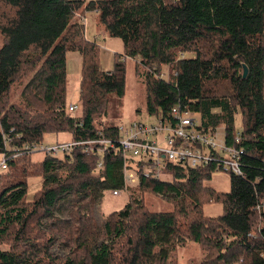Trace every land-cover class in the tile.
<instances>
[{"label":"trees","instance_id":"obj_1","mask_svg":"<svg viewBox=\"0 0 264 264\" xmlns=\"http://www.w3.org/2000/svg\"><path fill=\"white\" fill-rule=\"evenodd\" d=\"M89 11L107 37L122 41L109 71L99 68V46L84 37L80 19ZM0 38V153L2 134L28 143L64 132L114 136L116 126L102 119L110 95H124L125 58L135 60L149 117L172 107L196 112L204 126L224 124L233 144L239 112L234 145L244 150V176L229 174L228 192L204 185L211 166L175 167L167 182L141 181L170 196L171 211L151 213L131 197L100 227L91 208L103 191L123 186L119 155L105 154L100 172L97 156L77 151L36 165L30 155L9 161L0 182V244L9 250L0 249V264H176L172 252L188 241L205 250L201 264H264V208H255L264 206V0H0ZM68 53L81 56L75 116L67 111ZM163 66L174 76L161 79ZM36 175L41 189L29 202L26 178ZM211 203L221 215L203 214ZM56 244L65 256L50 253Z\"/></svg>","mask_w":264,"mask_h":264},{"label":"built area","instance_id":"obj_2","mask_svg":"<svg viewBox=\"0 0 264 264\" xmlns=\"http://www.w3.org/2000/svg\"><path fill=\"white\" fill-rule=\"evenodd\" d=\"M162 75L159 76L161 79ZM79 110L78 104H68L67 111L74 116ZM151 117V123L136 121L116 126L114 136L98 133L93 138L75 139L71 133L64 132L66 139L49 144L43 141L28 143L20 141V136L14 139L10 134H2L0 170L6 171L9 161L22 155L41 153L63 160L77 151L97 156L94 169L100 172L105 154L119 155L123 186L110 190L112 196L126 195L129 187L138 186L141 181L165 182L164 178H171L175 167L196 169L211 166L213 173H227L237 178L244 176L241 165L244 150L235 146L240 141V129H235L232 144L225 132H219L223 124L204 126L199 113L172 107L165 116H148ZM261 207L255 206L258 211Z\"/></svg>","mask_w":264,"mask_h":264},{"label":"rangeland","instance_id":"obj_3","mask_svg":"<svg viewBox=\"0 0 264 264\" xmlns=\"http://www.w3.org/2000/svg\"><path fill=\"white\" fill-rule=\"evenodd\" d=\"M74 1V0H73ZM89 2L90 0H85ZM80 18L76 17L75 20ZM80 23L84 25V37L89 41H95L99 46V68L103 71L105 69H112V63L114 55L122 53L123 44L120 39L109 38L103 33L102 27L98 22V16L89 11L84 14V19L80 20ZM0 38V46H1ZM181 58H190L193 57V53H182L178 54ZM135 61V60H134ZM134 61L131 58H125V91L121 99L117 98L114 95H110L108 103L106 106V115L102 119L104 126L113 125L120 126L129 122H153L152 117L148 118L145 110V102L143 89V81L135 76V66ZM66 83H67V104H78V86L81 75V56L75 53L67 54L66 61ZM162 78L167 79L174 76V71L171 69V66H163L161 69ZM160 74V75H161ZM159 75V76H160ZM212 89L217 90L218 93L224 92V87L219 85L210 86ZM228 89V86H225ZM21 85L15 86L12 99L16 100ZM76 115L78 113L76 112ZM235 128L241 129L240 113L238 112L235 115ZM225 131V125L219 127V132L223 134ZM67 136L64 134H49L43 137V142L46 144L52 143L54 141H61L66 139ZM46 156H43L41 153L31 156V162L33 164H39L43 161ZM1 161V155H0ZM5 172L0 170V182H3ZM166 182L171 180L170 177H165ZM204 185L208 188H213L217 192L225 193L229 191L230 180L229 174L227 173H212L209 182H205ZM27 192L25 195L26 201H32L36 193L41 189V176H29L26 178ZM131 197H137L143 200L145 208L147 211L153 212H168L173 209V201L170 196H163L157 193H152L147 188H141V184L134 187H129L127 189V194H121L119 196H112L109 191H103L101 200L95 202L91 208V213L93 219L98 227L102 225L105 221V218L110 215L113 211H119L124 207ZM264 208V206H263ZM203 214L206 217H215L222 214L223 210L218 203L206 204L202 207ZM66 218V214L63 216ZM45 223V221H43ZM58 244V243H57ZM53 246L50 250V253L56 257H63L67 253L58 245ZM0 249L8 251L9 246L6 243L0 244ZM174 256V262L176 264H201L203 262L206 253L202 245H197L191 241L186 242L183 247L176 245L174 251L172 252Z\"/></svg>","mask_w":264,"mask_h":264},{"label":"water","instance_id":"obj_4","mask_svg":"<svg viewBox=\"0 0 264 264\" xmlns=\"http://www.w3.org/2000/svg\"><path fill=\"white\" fill-rule=\"evenodd\" d=\"M247 70L246 67L243 66V73H242V77L244 78L246 76Z\"/></svg>","mask_w":264,"mask_h":264},{"label":"crops","instance_id":"obj_5","mask_svg":"<svg viewBox=\"0 0 264 264\" xmlns=\"http://www.w3.org/2000/svg\"><path fill=\"white\" fill-rule=\"evenodd\" d=\"M94 13L96 14V12H94ZM96 15H97V14H96ZM81 19L83 20V19H84V17H83V18H81ZM81 19H80V20H81ZM109 70H110V69H105V70H104V72H105V71H109Z\"/></svg>","mask_w":264,"mask_h":264}]
</instances>
